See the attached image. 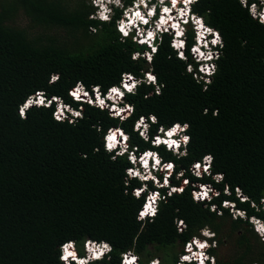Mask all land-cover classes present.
Wrapping results in <instances>:
<instances>
[{
  "label": "trees",
  "instance_id": "trees-1",
  "mask_svg": "<svg viewBox=\"0 0 264 264\" xmlns=\"http://www.w3.org/2000/svg\"><path fill=\"white\" fill-rule=\"evenodd\" d=\"M253 3L256 0H248V5ZM92 10L83 0H0V264H62L58 246L75 241L81 254L86 239L112 246L113 251L99 261L103 264H119V255L126 250L139 256L138 264L160 258L161 253V264H174L184 244L205 226L215 233L216 248L209 252L215 264H264V240L246 220L234 219L221 206L223 201L234 202L247 217L264 222L259 204L264 198V26L248 15L239 0H198L191 5L192 12L219 32L224 45L218 49L220 58L214 60L217 72L212 83L203 91L204 81L197 83L186 71L190 61L196 67L187 49V61L179 60L161 34L152 63L142 56L134 61L132 54L142 53L144 46L130 38L121 43L114 29L119 11L108 23L90 19ZM21 17L28 27L16 24ZM93 28L97 31L90 33ZM58 29L72 39L70 44L57 40ZM78 38L85 43L72 46ZM185 40L186 46L192 41L189 27ZM145 71L153 72L163 85L162 94L156 95L148 84H140L135 95L125 93L124 101L135 111L123 122L68 95L77 81L88 90L100 85L104 93L120 84L122 73L140 79ZM51 73H59L60 80L49 85ZM37 90L46 97H61L77 110L82 107L83 119L74 124L56 122L53 103L49 108L32 107L27 119L21 120L18 105ZM150 114L158 123H150L145 142L134 131V123ZM173 122L190 124L186 157L150 144L159 126ZM113 127L129 135L131 148L156 149L163 159L172 160L171 185L179 186L186 178L210 183L220 195L203 203L193 201L190 183L182 194L171 197L163 189L166 199L159 201L154 222L137 221L145 194L140 199L132 196V188L141 183L126 176L130 165L126 156L113 161L110 157L115 153L104 150V135ZM209 153L214 156L211 175L195 178L189 171L191 163ZM180 170L184 175L177 179ZM216 173L224 175L223 182L212 180ZM226 184L231 195L224 194ZM147 185L155 188L151 182ZM237 187L249 202L241 204ZM250 202L260 210L250 208ZM211 205L219 214L210 210ZM177 219L187 226L182 233L177 231ZM225 245L233 252L231 257L218 251Z\"/></svg>",
  "mask_w": 264,
  "mask_h": 264
},
{
  "label": "clouds",
  "instance_id": "clouds-1",
  "mask_svg": "<svg viewBox=\"0 0 264 264\" xmlns=\"http://www.w3.org/2000/svg\"><path fill=\"white\" fill-rule=\"evenodd\" d=\"M197 2L198 0H130L128 4H125L123 0H91V4L94 7H92L93 10L90 19H97L101 22L110 23L114 12L118 10L119 16L114 19V25L116 23V30L120 33L121 43L125 42V38L129 37V34L132 35L133 29L135 28L136 34L132 37L133 41L139 44V46L147 45V47L151 49L150 52L146 51L143 54L139 52L133 53L132 59L134 61L143 56V58L151 64L159 48V43L156 42L157 40L162 41L161 34H164L165 37L168 38V43L179 60L187 61L185 53L187 49L191 60L195 61L196 67L194 69L193 63L190 61L186 66V71L188 73H193L197 83L203 80V91H207L208 85L212 83L211 77L217 72V65L209 62L220 58L219 52L214 51V49H219L217 46L223 48L224 45L219 32L207 26L203 17L197 16L196 13L194 14V12L191 11V5ZM256 2L257 3L248 5V0H239L240 5L247 8V13L249 11L248 15L260 25L264 26V7H262L264 5V0H256ZM159 8L160 15L157 18ZM122 12L123 16L119 19ZM191 24L194 32L192 31ZM187 27L191 29L192 41L186 46L185 33ZM91 31L96 32L97 29L93 28ZM209 36L212 38L208 39ZM192 44L193 47L190 50ZM209 45L212 47H209ZM202 48L204 49L203 51L201 50ZM143 51L144 49L142 52ZM198 64V72L203 74L202 76H198L194 73V70L197 71ZM59 80V73H51L48 83L52 85ZM140 84L151 85L154 87L156 95L162 94L161 89L163 85L158 84L157 77L150 71L144 73V79H137L129 73H122L121 84L118 86L112 85L108 89L106 95L105 92L101 93L100 85L91 86L92 91L88 90V92L83 82L77 81L74 88L69 90L68 95L74 102H81V104L85 103L101 111L108 109L110 117L119 118L120 121L123 122L135 111L134 105L124 103L125 93L135 95ZM49 98L50 97H46V93L43 90H37L34 94H30L23 104L18 105V115L20 119H27V112L30 111L32 107L49 108L53 103L56 105V110L54 108L55 111L53 112V119L56 122L63 123L67 120L69 124H74L77 119H83L82 107L77 110L65 104L63 99L58 96H52L51 99ZM145 98H147V96ZM120 105L124 106L119 107ZM204 114H207V109L204 110ZM213 114L218 115V110H214ZM147 120L152 124L158 123L157 117L152 114L147 117ZM149 127L150 125L146 123V118L141 116L134 124V131L139 132V136L145 142H148ZM189 129L190 124L187 122L183 124L175 122L167 130L163 126H160L158 132L163 134V138L158 135L151 141L153 144L151 142L150 144L154 147L163 145L166 150L171 151L174 155L186 157L188 155L187 146L191 141V137L187 132ZM101 130L102 129L97 128V131ZM173 137H178V139H173ZM129 139V135L121 128H109L104 136V150L107 153L115 151V155L110 157L113 161H115L118 156H126L128 154V160L134 167L125 170L126 176L129 180L135 179L141 183L138 189L132 188V196L136 199H140L142 194H145V196L147 194L144 204L138 210L136 219L142 222L147 218H151L154 222V218L159 211L158 201L164 200L166 197L162 196L159 191H150L152 189L148 187L147 183L151 182L156 189L161 188L165 190L169 188L167 197H171L174 193L182 194L184 192V186L189 184V180L184 179L180 187L170 186V177L175 172L174 162L171 160L172 162L169 161L162 164V157H160L157 152L151 150H146L137 157L134 154L135 150L129 152L131 149L128 142ZM117 148L119 149L118 151H116ZM181 148L183 149L182 151ZM94 151L98 152L99 149H94ZM83 158H87L86 155ZM213 161L214 156L212 154H205L201 161L195 162L192 165V169L194 170L193 175L198 179L202 178L203 175H211L210 169ZM137 164L139 167H136ZM141 168L143 171H141ZM183 175L184 172L181 171L176 174V178L180 179ZM212 179L216 183H221L224 180V175L222 173H216ZM125 183L127 184V181H125ZM199 189V191H193L192 193L194 202L211 201L213 197H218L220 195L219 191H215L206 184L199 185ZM210 192L212 193L211 196L209 195ZM235 192L241 203L249 202V197L243 194L242 189L237 187ZM125 194L127 195V192H125ZM224 194L231 195L230 186L227 184L224 187ZM261 203L264 204V199H262ZM223 206L230 209L234 219L237 217L241 219L247 218L246 212L236 209L234 202L224 201ZM251 206L257 211L260 210L254 202H251ZM211 210L216 211V206L212 205ZM248 219L250 222L248 220L246 221L250 224L251 229L253 225L255 232L264 240V222L254 216ZM175 223L178 232L182 233L187 227L182 219H177ZM200 232L201 234H199V236H194L190 242L186 243V254L182 255L184 253L183 251L182 254L180 253L178 255H181L179 264H215V257L209 253L211 249L216 248V244L212 245V242H215L213 237L215 233H212L207 226L201 229ZM198 237L204 240L201 241ZM75 245V241H66L58 246L57 258L62 264H90L94 262L103 264L99 261L113 251L112 246L103 240H84L81 244V254L77 253ZM124 252L125 251L121 252L119 255V264H138L140 259L139 256L131 250L126 253ZM108 258L110 259V256ZM146 264H161V261L159 258H152L148 260Z\"/></svg>",
  "mask_w": 264,
  "mask_h": 264
},
{
  "label": "built area",
  "instance_id": "built-area-1",
  "mask_svg": "<svg viewBox=\"0 0 264 264\" xmlns=\"http://www.w3.org/2000/svg\"><path fill=\"white\" fill-rule=\"evenodd\" d=\"M89 3H90V5L92 6V4H91V0H89ZM251 6V5H250ZM92 7H94V6H92ZM262 7H264V5L262 6ZM260 10V9H259ZM124 11V10H123ZM248 13H249V11H248ZM173 14V13H172ZM195 14V13H194ZM160 15V8H159V10H158V15H157V18H158V16ZM174 15V14H173ZM197 16H199L198 14H196ZM122 16H123V12L121 13V15H120V17H119V19H121L122 18ZM201 17V16H200ZM156 18V19H157ZM118 19V20H119ZM117 20V21H118ZM258 20V19H257ZM207 25V24H206ZM208 26V25H207ZM191 27H192V31H193V26H192V24H191ZM211 27V26H210ZM213 28V27H212ZM114 29H115V31L118 33V36L120 37V33L116 30V23H115V25H114ZM147 29V28H146ZM214 29V28H213ZM216 30V29H215ZM135 28L133 29V33H132V35H130L129 34V37H127V38H130V40L131 41H133V39H132V37L133 36H135ZM194 32V31H193ZM212 37L211 36H209L208 37V39H211ZM134 42V41H133ZM134 43H136V42H134ZM137 44V43H136ZM137 45H139V44H137ZM142 46H144V51L141 53V54H143L144 52H146V51H148V52H150L151 51V49H149L148 47H147V45H142ZM193 47V44L191 45V47H190V50H191V48ZM209 47H212L211 45H209ZM218 48H219V46H217ZM202 51L204 50L203 48L201 49ZM214 51H217L218 52V49H214ZM136 53V52H135ZM190 53H191V51H190ZM143 57V56H142ZM191 57H192V59H193V56H192V54H191ZM201 63H203V62H201ZM209 63H214V61H212V62H209ZM198 68H199V64H198V66H197V71L195 70L194 71V73L196 74V75H198V76H202L203 74H201V73H199L198 72ZM148 72H150V71H145L144 73H148ZM130 74V73H129ZM152 74L154 75V73L152 72ZM132 75V74H131ZM136 78V77H135ZM138 79V78H137ZM140 79H144V76L142 77V78H140ZM120 84H121V81H120ZM72 88H74V87H72ZM71 88V89H72ZM110 88V87H109ZM108 88V89H109ZM108 89L106 90V92H105V95L107 94V91H108ZM86 90L88 91V89L86 88ZM90 90L92 91V87L90 88ZM89 92V91H88ZM102 93V92H101ZM52 97V96H51ZM51 97L49 98V99H51ZM124 103H127L126 101H124ZM127 104H129V103H127ZM69 105V104H68ZM130 105V104H129ZM124 106V105H123ZM123 106H119V107H123ZM55 110H56V108H55ZM54 110V111H55ZM154 115V114H153ZM143 117H145V116H143ZM140 118V117H139ZM138 118V119H139ZM146 118V123H148L149 125H150V121H148L147 120V117H145ZM137 119V120H138ZM136 120V121H137ZM135 121V122H136ZM173 123H175V122H173ZM173 123L171 124V125H169V126H163L166 130L168 129V128H170L172 125H173ZM179 123H181V122H179ZM135 124V123H134ZM181 124H183V123H181ZM160 127V126H159ZM115 128H120V127H113V129H115ZM159 129V128H158ZM108 131V130H107ZM107 133V132H106ZM139 133V132H138ZM161 136L162 138H163V134H161V133H159L158 132V130H157V132L153 135V137H152V139H150V141H152L155 137H157V136ZM105 136V135H104ZM173 139H178V137H173ZM128 143V142H127ZM152 143V142H151ZM153 144V143H152ZM135 150V152H134V154L137 156V157H139L144 151H146V150H151V151H155V152H157L158 153V151H156L155 149L153 150V149H145V150H143V151H141V152H139L135 147H132L131 149H130V151L129 152H133ZM181 150H182V148H181ZM159 154V153H158ZM159 156H160V154H159ZM161 157V156H160ZM202 160V159H201ZM200 160V161H201ZM169 161H171V160H166V159H163L162 158V164L163 163H167V162H169ZM151 162V161H150ZM149 162V163H150ZM172 162V161H171ZM195 162H198V161H193L192 163H191V165H190V167H189V171H190V173L193 175V169H192V165L195 163ZM130 165H129V167H127L126 169H128V168H133L134 167V165L132 164V163H129ZM174 164V163H173ZM136 167H139V165L137 164L136 165ZM141 171H143V169L141 168ZM181 171H184V170H180V171H178V172H176V174L177 173H179V172H181ZM211 172V171H210ZM174 174V173H173ZM155 175V174H154ZM176 176V175H175ZM204 176H210V175H203L202 177H204ZM214 176V175H213ZM213 176H211V178L213 177ZM195 178H197L196 176H194ZM158 178V177H157ZM159 179V178H158ZM186 179V178H185ZM163 180V179H162ZM184 180V179H183ZM183 180L181 181V184L179 185V186H177V185H171L170 184V186H175V187H180L181 185H182V182H183ZM188 180V179H187ZM213 180V179H212ZM214 181V180H213ZM215 182V181H214ZM189 183H190V185H192V189H191V197H192V193H193V191H199L200 189H199V185H201V184H206V185H209L212 189H214L215 191H217L214 187H213V185L212 184H210V183H197V182H190L189 181ZM216 183V182H215ZM133 189H138V187H135V188H133ZM133 189H132V192H133ZM150 191H159L160 193H161V195L163 196L164 194H162V189L160 188V189H156V188H154V189H152V190H150ZM168 191H169V188H166L165 189V195L167 196V193H168ZM209 195L211 196L212 195V193L210 192L209 193ZM146 196H147V194H146ZM145 196V197H146ZM237 197V196H236ZM215 197H213L212 199H211V201L214 199ZM264 199V198H263ZM240 200V199H239ZM211 201H208V200H205V201H203V203H210ZM261 201L262 200H260L259 201V204H260V206H261V208L260 209H262V210H264V204H262L261 203ZM144 202H145V198H144V201H143V203H142V205L144 204ZM224 202V201H223ZM223 202L221 203V206L223 207V208H226V207H224L223 206ZM158 203H159V201H158ZM244 203H246V202H244ZM244 203H241V204H244ZM142 205H141V207H142ZM212 206V205H211ZM211 206H210V210H211ZM140 207V208H141ZM249 207L250 208H253L252 206H251V202H250V204H249ZM229 209V208H228ZM254 209V208H253ZM230 210V209H229ZM212 211V210H211ZM215 212H217V214H219V210H218V208L216 207V211ZM231 212V211H230ZM231 214H232V212H231ZM232 217H233V215H232ZM251 217H253V216H251ZM251 217H247V218H245V219H241V220H248L249 221V219L248 218H251ZM250 222V221H249ZM252 231H253V233L259 238V240L260 241H263L262 239H261V237L255 232V230H254V227H253V225H252ZM200 234H201V232H200ZM193 238V237H192ZM192 238L188 241V242H190L191 240H192ZM199 238V237H198ZM200 239V238H199ZM201 241H203L204 239H200ZM215 245L216 243L215 242H212V245ZM185 245L186 244H184V246H183V251H184V253L182 254V255H184V254H186V252H185ZM194 247V246H193ZM213 247H215V246H213ZM195 248V247H194ZM195 250V249H194ZM130 250H126L124 253H126V252H129ZM181 256V255H180ZM180 256H178V258H177V260H176V262L174 263V264H179V260H180ZM195 262V261H194ZM196 263V262H195Z\"/></svg>",
  "mask_w": 264,
  "mask_h": 264
},
{
  "label": "rangeland",
  "instance_id": "rangeland-1",
  "mask_svg": "<svg viewBox=\"0 0 264 264\" xmlns=\"http://www.w3.org/2000/svg\"><path fill=\"white\" fill-rule=\"evenodd\" d=\"M84 2H86V3H88V4H90L89 3V0H83ZM16 24L17 25H19V26H22V27H28V25H29V23H28V21H27V19L25 18V17H21V18H19L17 21H16ZM35 31V30H34ZM32 29H30L29 30V32L30 33H33L34 32ZM90 33H93V31H89ZM56 37H57V40L58 41H62V40H67V42H68V44H70V42H72V39L71 38H69V37H67V35H66V32H64L62 29H58V31L56 32V35H55ZM81 43H85L84 42V40H82L81 38H78L75 42H73L72 43V46L74 45H79V44H81ZM187 64H189V63H187ZM187 64H186V66H187ZM82 99H84V98H82ZM106 103H107V101H106ZM105 110H107L108 111V109H105ZM108 113H109V111H108ZM117 119H119V118H117ZM120 120V119H119ZM103 141H104V139H103ZM119 149L117 148V150L116 151H118ZM183 150V149H182ZM181 150V151H182ZM113 153H115V151H113ZM126 158H127V161L129 162V160H128V154L126 155ZM130 163V162H129ZM214 237V236H213ZM218 251L221 253V255L222 256H224V257H231L232 255H233V252L232 251H230L229 250V246H223V247H220V248H218ZM161 255H163V253H161L160 254V258L159 259H163V257H161ZM167 260H168V258H167Z\"/></svg>",
  "mask_w": 264,
  "mask_h": 264
}]
</instances>
